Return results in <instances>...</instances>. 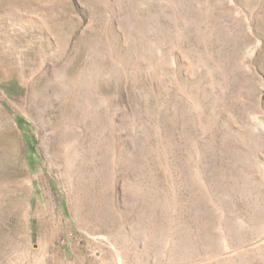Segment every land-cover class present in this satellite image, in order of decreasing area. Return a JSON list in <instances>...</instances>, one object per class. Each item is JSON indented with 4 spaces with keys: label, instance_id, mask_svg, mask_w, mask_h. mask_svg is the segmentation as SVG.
Masks as SVG:
<instances>
[{
    "label": "rangeland",
    "instance_id": "374dc122",
    "mask_svg": "<svg viewBox=\"0 0 264 264\" xmlns=\"http://www.w3.org/2000/svg\"><path fill=\"white\" fill-rule=\"evenodd\" d=\"M0 264H264V0H0Z\"/></svg>",
    "mask_w": 264,
    "mask_h": 264
}]
</instances>
